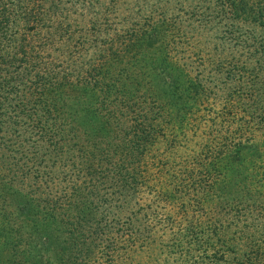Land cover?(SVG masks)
<instances>
[{"label":"trees","instance_id":"obj_1","mask_svg":"<svg viewBox=\"0 0 264 264\" xmlns=\"http://www.w3.org/2000/svg\"><path fill=\"white\" fill-rule=\"evenodd\" d=\"M109 1L0 0V191L21 197L19 219L0 201V264H264L246 226L249 244L228 232L243 207L264 225V191L215 198L231 163L248 159L244 177L264 181V104L224 80H264V0H180L198 25L167 15L175 0L141 15ZM142 45L155 48L148 77ZM76 92L95 101L87 127L71 114ZM10 169L38 196L11 189ZM55 175L69 190L52 189ZM98 198L113 215L93 212ZM167 240L172 261L152 260L146 249Z\"/></svg>","mask_w":264,"mask_h":264},{"label":"rangeland","instance_id":"obj_2","mask_svg":"<svg viewBox=\"0 0 264 264\" xmlns=\"http://www.w3.org/2000/svg\"><path fill=\"white\" fill-rule=\"evenodd\" d=\"M90 0H70V2L74 5H79V4H83V3H87ZM93 1V0H92ZM102 2H104V0H101ZM106 2H110L109 0H105ZM152 0H125L124 4L126 6H129L131 8V10H133L137 15H141L139 13V9L141 8V13H146V14H151V6H147L148 2H150ZM174 1V0H173ZM179 3L175 2V6L172 7V9H170L171 11H167V15L173 16L172 19L173 21H175L176 23H179L180 20L184 19L186 21H184V25H194L197 24L198 25V21L194 19V17L190 16V18L186 17V13H184L183 7H186L188 9V4H186L185 6H181V2L180 0H175ZM161 3H157V5H164L162 2V0H160ZM153 3V2H151ZM193 4V2H192ZM139 8V9H137ZM91 9L93 10L94 8L91 7ZM127 15V12H126ZM187 18V19H186ZM184 34H189L190 33H184ZM176 51H182V45L177 44L175 47ZM141 53H145L144 58L146 56H148L149 58H145V67H143L145 69V73H146V77L150 76L151 73H153V67L155 64V59L154 61H151V57L155 56V48L150 49L148 46L146 45H142L141 46ZM153 53V54H152ZM180 53V55H182L183 57L186 56L185 50L182 52H178ZM124 63L126 65H128V67L130 68V66L132 64L131 61H129L128 57L124 60ZM151 72V73H149ZM225 85L226 86H233L239 83H242V92L244 94V96H248L252 93L253 94V98H250L247 100V102H253V101H257L258 104H264V80H257L256 82H252L250 79H247L246 75L244 76V74H238V73H234L232 74L230 77H225ZM75 94H78L77 92ZM74 95V94H71ZM73 106L71 107V114L75 117H77L79 119L80 124L83 127H87V125L89 124L91 118H90V114H92L94 111V105H95V101H92V99L89 98L87 93H80L78 94V97L75 98V100L73 101ZM95 113V112H94ZM72 119V117L69 118V120ZM78 128H80L78 125L76 126V128L74 130H79ZM80 140V139H79ZM9 164V163H8ZM244 164H246L247 169L250 166L249 160L246 159V161H244ZM243 164V165H244ZM242 164H238V163H231L229 165V167L226 169L224 175L221 177V179L225 178L224 180V190H225V195H222V198L218 199L217 196L215 197L218 201V204H222L225 203V201H232L235 199L236 196L242 194V201L240 203H245V198L248 196V193L243 191V188L245 187V185H249V186H255V188H258L259 190L264 191V181L258 180V181H249L244 177V166ZM16 169H10L7 174H6V181H10L9 177H14V180L12 179L10 181V188H20V190H25V189H30L31 192H29V195L32 196L33 198V194L35 195V197L38 196L39 193V189L38 191H34L35 183H32V180H29V178L23 177L22 174L19 171H15ZM70 170V169H67ZM13 171H15L16 176L14 175ZM246 171V170H245ZM249 174V173H248ZM250 175V174H249ZM68 177V175H67ZM44 179V177H41ZM69 179V177H68ZM53 183L56 184V186H54L52 189L54 190L55 188H63L66 190H69V185H68V180L62 179V177H57L55 175V179L53 180ZM52 182H50L49 180L46 181L45 183L42 184H48V186L50 184H53ZM246 183V184H245ZM23 188V189H22ZM222 188V187H221ZM22 191V192H23ZM70 195V194H69ZM68 195V196H69ZM231 195V196H229ZM6 199L4 193L2 191H0V201L2 202V199ZM21 197H19V195H14L11 198L6 199V201L2 202L3 204V211L5 213L11 214L16 218L19 219L20 217H18L16 215V204L18 203V200H20ZM70 198V197H68ZM225 198V200H224ZM99 199V198H98ZM257 199H261V201L263 202L262 207H260L261 209L264 206V194H261ZM98 202L97 205V209L94 210L93 212H95L96 214H106L107 216H111L114 213V209L112 208L114 202L110 201V200H96ZM0 202V204H1ZM247 208L243 207L241 209V211L239 212V218H238V225H234L231 227H228V232L230 235H235L236 237L239 238V244L244 245V243L248 242L247 244H249V240H246V234L242 232V229L248 228V230L250 231V233L253 235H256L257 238L253 239L255 240L253 242V244H260L261 247H263L262 243L264 244V225H261L260 222L258 223V221L260 220L258 217H256V210H254L252 212V214H250L249 216L244 217V215L241 217V215L246 211ZM264 209H262L263 211ZM90 214V213H89ZM91 215V214H90ZM221 218L224 219L225 221L231 220L232 216L231 215H227V213H223L221 214ZM251 224V225H250ZM258 224V225H256ZM260 224V225H259ZM249 225V226H248ZM108 228V227H107ZM106 228V229H107ZM252 230V231H251ZM243 233L245 236L243 237V239L240 238V233ZM69 233H63L65 242L64 245L65 247H69V240H72V237L70 235H68ZM253 235V236H254ZM166 240V239H165ZM252 243V241L250 242ZM239 244H235L233 245V248H238ZM55 248H59L58 244H55ZM78 246L74 245L69 248L70 251H68V254H74V250L75 248ZM173 245L168 242L165 241H161L159 242H155L153 244V253H150V249H146L147 250V254H151L152 260H163V259H167L170 262L171 257H173V252L171 251V247ZM185 246H187V244H185ZM264 249V247H263ZM196 254H199V252L194 251ZM228 252H232V251H228ZM58 254V249H53L52 250V255H56ZM197 256V255H196ZM190 260H192L191 258H189ZM187 259V260H189ZM186 260V261H187Z\"/></svg>","mask_w":264,"mask_h":264}]
</instances>
